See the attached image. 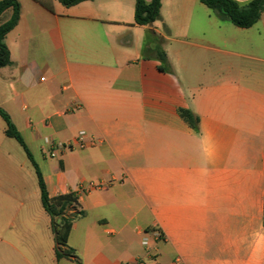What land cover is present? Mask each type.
<instances>
[{"label":"crops","instance_id":"obj_1","mask_svg":"<svg viewBox=\"0 0 264 264\" xmlns=\"http://www.w3.org/2000/svg\"><path fill=\"white\" fill-rule=\"evenodd\" d=\"M18 2L0 108L50 197L75 193L74 212L85 215L68 242L77 258L57 260L54 236L43 233L25 247L10 242V255L28 264H264V11L241 29L199 0H162V19L139 26L135 0ZM152 32L172 72L147 53ZM180 109L199 117L198 130ZM5 131L0 116V166L13 163ZM82 131L98 142L64 149ZM87 182L112 183L79 193ZM151 228L165 240L145 248Z\"/></svg>","mask_w":264,"mask_h":264},{"label":"trees","instance_id":"obj_2","mask_svg":"<svg viewBox=\"0 0 264 264\" xmlns=\"http://www.w3.org/2000/svg\"><path fill=\"white\" fill-rule=\"evenodd\" d=\"M63 5L70 7L90 0H59ZM208 9L215 12L222 20H228L236 27L250 29L258 23L264 11V0H251L241 4L236 0H199ZM13 10L11 19L0 27V68L10 66V51L5 43L7 35L17 26L20 19V3L18 0H0V16L8 9ZM162 0H135V23L139 26H152L162 19ZM152 38L156 46L148 50L161 62L159 70L172 72V67L166 51L162 47V38L152 32ZM182 119L194 130H198L200 119L187 109H180ZM0 116L6 124V135L15 139L24 149L28 159L33 164L38 177L41 191V201L45 212L51 217V227L55 242L56 259L77 258L75 251L69 248L68 242L72 232L74 221L85 215V212H74L78 206L75 193H68L51 198L43 174L36 163L31 151L25 143L22 135L17 130L9 114L0 108Z\"/></svg>","mask_w":264,"mask_h":264},{"label":"rangeland","instance_id":"obj_3","mask_svg":"<svg viewBox=\"0 0 264 264\" xmlns=\"http://www.w3.org/2000/svg\"><path fill=\"white\" fill-rule=\"evenodd\" d=\"M10 142L15 146L10 147L13 163L7 166L1 162L0 166V264H28L18 254L10 255L9 243L25 247L27 242H37L43 234L47 239L53 238L51 217L43 208L33 164L17 141ZM50 162L58 164L57 158ZM31 222L38 224L34 231L26 229ZM35 264L47 263L38 258Z\"/></svg>","mask_w":264,"mask_h":264},{"label":"built area","instance_id":"obj_4","mask_svg":"<svg viewBox=\"0 0 264 264\" xmlns=\"http://www.w3.org/2000/svg\"><path fill=\"white\" fill-rule=\"evenodd\" d=\"M43 80V79H42ZM76 108H80L79 105L76 106ZM98 141L94 137H90L87 132L82 131L79 133L74 145H69L65 147L64 149L72 150V149H80L84 150L88 146L95 145ZM52 156H55V153L52 154ZM112 182H87L84 184H81L79 186L78 192L81 194H88L92 191L102 189L106 187L108 184ZM165 240V236L159 228H151L148 230H145L142 234V245L145 248H150L152 243H158ZM148 254L150 255V249L148 250ZM136 264H146L144 260H139L136 262Z\"/></svg>","mask_w":264,"mask_h":264}]
</instances>
